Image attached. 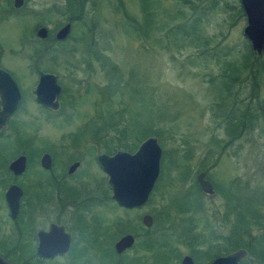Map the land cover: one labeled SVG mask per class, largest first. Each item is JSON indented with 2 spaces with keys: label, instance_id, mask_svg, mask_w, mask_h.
I'll return each instance as SVG.
<instances>
[{
  "label": "rangeland",
  "instance_id": "374dc122",
  "mask_svg": "<svg viewBox=\"0 0 264 264\" xmlns=\"http://www.w3.org/2000/svg\"><path fill=\"white\" fill-rule=\"evenodd\" d=\"M11 1L0 0V68L19 89L20 100L8 119L21 128L31 151L12 142L13 126L6 121L0 128L1 167L7 161V168L12 158L23 154L26 168L19 181L26 185L27 179L48 174L38 164L40 153L46 151L53 172L77 159L79 165L70 180L84 185L102 182L107 189L106 176L95 160L102 146L91 137L92 130L107 118L115 126L116 119L121 126L138 123L137 132L146 123L156 131L161 149L158 176L142 206L123 210L112 203H92L84 216L98 215L95 231L99 236L84 235L82 248L65 258L34 257L38 264H74L77 260L76 264H107L114 221L126 216L137 233H143L137 229L143 213L152 217L149 227L141 224L149 230L146 237L165 240L179 254L172 264H180L184 254L192 257L193 264H207L205 258L193 259V249L183 238L196 236L204 241L201 249L222 246L232 221L222 190L233 197L234 212L255 210L264 223V70L260 68L264 69V55L257 57L250 51L242 33L244 17L236 13L239 0H82L81 20H73L65 11L66 0L28 2L18 13L9 9L13 8ZM43 3L49 10L43 22L51 32L49 53L35 59L42 48L31 35V25L38 22L24 14L40 9ZM67 21V37L55 40L54 31ZM243 61L252 63L254 76H246L245 82L233 81L226 91L220 73L226 64ZM34 62L37 68L53 73L61 87L55 110L36 102ZM107 68L114 72L107 73ZM221 97L222 107L217 108ZM246 104L249 120L229 134L230 121L237 125ZM145 108L148 117L143 118ZM107 132L113 135L114 130ZM128 135L119 140L130 144L135 137ZM199 171L210 182L211 194L201 192L195 178ZM6 185H0V191ZM14 225L0 195V239L14 233L11 246L24 241ZM184 227L190 230L188 234ZM259 230L256 225L250 229L252 234ZM131 234L133 244L119 254L113 250L116 258H121L120 264L136 257L149 261L151 251L137 246L144 236ZM242 260L261 264L247 251Z\"/></svg>",
  "mask_w": 264,
  "mask_h": 264
},
{
  "label": "water",
  "instance_id": "95a60500",
  "mask_svg": "<svg viewBox=\"0 0 264 264\" xmlns=\"http://www.w3.org/2000/svg\"><path fill=\"white\" fill-rule=\"evenodd\" d=\"M245 25L242 33L249 42L250 51L254 56L264 52V0H239ZM21 0H13L12 5L18 7ZM69 31V23L62 25L55 33V38L64 39ZM46 30L39 28L38 37H45ZM264 65V59L262 61ZM37 82L34 87V96L44 107L55 110L58 107V95L60 86L56 76L52 73L37 72ZM20 100V92L13 78L0 68V128L5 124L7 117L16 108ZM161 149L155 135H149L141 140L134 151L128 152L116 149L112 154L100 152L96 155V162L107 175L111 193L110 198L125 208H139L148 199L159 172ZM51 160L50 155L44 152L39 164L48 169ZM78 165V161L72 162L67 172H72ZM7 169L18 175L25 169V156L17 155L7 164ZM197 184L201 192L212 193L210 182L204 178V173L199 171L196 176ZM21 189L14 183L9 184L4 191V200L9 210V216L14 218L18 209V199ZM152 217L149 213L140 216V222L144 227H149ZM37 244L35 253L47 258L66 251L68 242L62 248V229L54 224L48 231L36 232ZM134 242L131 233L121 234L113 243L116 254L129 248ZM246 251L237 248L222 255L213 257L207 264H240ZM0 264H12L0 254ZM180 264H193L192 257L184 254L180 258Z\"/></svg>",
  "mask_w": 264,
  "mask_h": 264
},
{
  "label": "trees",
  "instance_id": "16d2710c",
  "mask_svg": "<svg viewBox=\"0 0 264 264\" xmlns=\"http://www.w3.org/2000/svg\"><path fill=\"white\" fill-rule=\"evenodd\" d=\"M82 0H66V5H65V11L70 13V17L73 20H81L82 16ZM142 6V2H141ZM140 6V7H141ZM143 7V6H142ZM123 12V10H122ZM242 13L241 7L239 6V9H237L236 13L238 14ZM124 16L126 18H129L125 12H123ZM236 14V15H237ZM194 23V22H193ZM199 44H205L198 42ZM198 56V55H197ZM200 56V55H199ZM96 56H94L95 59ZM251 65L252 63H247L243 61L240 64L233 63L232 65L226 64L225 69L222 70L220 73V77L222 78V81L224 82L223 86L226 89V91H229V88L227 87L232 85L233 81H243L245 82L247 80L246 76H254V73L252 74L251 72ZM112 68V67H111ZM246 68L248 73H246ZM262 70V66H260ZM108 72L107 73H113L114 71L110 68H107ZM245 71V72H244ZM241 75V78H240ZM243 75V77H242ZM219 77V78H220ZM251 82L253 84L254 80L251 78ZM256 85V84H255ZM64 89V87H62ZM222 97L220 98L221 103L217 102L215 104V107H222ZM38 102V101H36ZM146 109V108H145ZM247 109H249L248 104H246L244 110L242 113H240L237 116V125H233L230 121L229 124V134H234L236 131L239 130V126H241L244 121L249 120L248 116L249 114L247 113ZM148 110L146 109L143 118L148 117ZM225 111L222 110V113ZM227 115V112L226 114ZM112 116V115H111ZM110 119V118H109ZM234 119V118H233ZM7 123L11 124L10 120L7 118L6 119ZM118 125L115 126V122L111 123L110 120H108L105 123H102L101 126L96 127L94 130L91 132V137L92 139L96 140L97 143H99L102 146V151L107 154H111L115 149L117 148H122L124 150H127L129 152H132L138 143L143 140L146 136L148 135H157L156 131L150 129L147 127L146 123L143 125L144 127L140 131L138 130V123L131 124V125H126L123 123L121 126V123H119L120 119H116ZM6 123V122H5ZM13 123V122H12ZM12 125V124H11ZM13 127L11 130L14 133L12 142H17L18 145L23 146L25 145V149L27 151L29 150V146L26 143V138H22V133H21V128L17 125V123H13ZM109 127L110 129H107ZM107 129V130H105ZM108 130H114L112 133L113 135H110ZM128 130H132L130 134L134 136V140L128 144L126 142H121L119 140L120 138H126L128 135ZM129 134V135H130ZM128 135V136H129ZM15 138L17 141H15ZM30 136H28V139ZM24 142V143H23ZM22 152V150H21ZM14 154V151L12 152ZM77 158V157H75ZM6 163L7 161L3 162L2 168H3V186L7 184L8 181L15 182L16 178L11 175L10 171L6 168ZM109 193V188L106 191V194L108 195ZM224 201H225V208L227 210V213L230 212L232 213V221H231V226L230 229L227 233L226 236H224L221 240L223 241L222 246H210L207 245L204 249H201L199 245L203 243L201 240L199 241L196 236L189 237L186 235L183 239L188 243V245L191 246L193 249L191 252V255L193 256L194 260L198 259H203L205 258L208 261H210L213 257L221 254H225L231 250H234L236 248H244L247 251L248 256H251L253 258H256L261 264H264V223H260L261 215L260 213L256 212L255 210H250V209H245L244 211H237L234 212V206L232 204V196L226 191L222 190L220 191ZM116 207H119L123 210H130L133 208H125L117 204L116 202L114 203ZM227 213H224L222 218L224 219L227 216ZM153 218L156 219V215L153 213ZM22 216V215H21ZM17 217L16 219L22 220V218ZM27 221H24L22 224V229L19 230L21 240L23 239L19 245L11 246L13 244L15 238V234L12 235H6L2 239H0V254L6 258L8 261H10L12 264H38V261H36L35 258H40L38 255H36L33 251L32 248L28 246L27 239L29 240L30 234H27V229L25 226ZM22 223V222H21ZM29 225V224H28ZM137 229H140V232L143 231V233H137L135 229V225L132 223V220L128 219L126 216H123L122 218H118L114 221V230L112 231L113 233V238L110 241L108 251L111 254V259L110 262L107 264H120V257L116 258V255L113 251V248L111 246V243L113 242V239L118 237L119 235L123 233H133L137 237H143V241L138 243L137 246H140V248L150 250L151 251V257L150 260H146L143 257H136V258H130L127 259L126 261H122L121 264H172V260H177L179 258V254H177L174 250L173 247L170 246V243L166 242L165 240L163 241H154L153 239L146 237L147 233L149 230L143 228L141 226V223H137ZM253 225L259 226L260 230L257 234H252L250 231L251 227ZM25 228V229H24ZM187 227H184L183 232L187 230ZM94 231L96 229H93ZM190 230L185 231L186 234H188ZM94 236H99V233L95 231ZM93 236V237H94ZM217 238V237H216ZM156 244V245H155ZM199 247V248H198ZM77 251V250H76ZM73 252V251H71ZM70 252V253H71ZM33 257V259H31ZM82 257V255H81ZM78 258V256H77ZM80 259V258H79ZM32 260V261H30ZM50 260V259H49ZM42 261V260H41ZM78 261V260H77ZM76 261V262H77ZM76 262L74 264H76ZM62 264V263H60ZM240 264H245L243 260L240 261Z\"/></svg>",
  "mask_w": 264,
  "mask_h": 264
},
{
  "label": "flooded vegetation",
  "instance_id": "af4514ba",
  "mask_svg": "<svg viewBox=\"0 0 264 264\" xmlns=\"http://www.w3.org/2000/svg\"><path fill=\"white\" fill-rule=\"evenodd\" d=\"M12 2L13 0L11 1V5H12ZM28 2H32V5H34L36 3L41 2V0H21V4L18 7H14L12 5L13 8L12 9L9 8V9L18 13L19 12L18 10L22 8V6L24 4H27ZM42 5L43 6L40 9L29 10V13H27V15L24 14V16L26 17L30 16V17L36 18V22H38L33 26L31 25V35L34 41L42 48V50H39L38 52H36L35 59L40 58L41 56H44L49 53V51L47 50L48 49L47 41H48V38L51 32H48L47 28L45 27L43 23L46 21V17L49 14V10L47 8V4L43 3ZM242 15L244 17L243 11H242ZM244 20H245V17H244ZM67 22L69 23V31H70V22L69 21ZM65 23H63L62 25H64ZM62 25H60V27ZM39 28H43L46 30L45 37H38L36 35V32ZM59 28H57L54 31L53 37L57 41H62L67 37L68 34L66 35L64 39H60V40L56 39L55 33ZM263 55H264V52H262L261 55L259 56H263ZM262 59H264V56L262 57ZM33 66L35 68V73H36V82H37V76H38L37 72L39 70L42 72L50 73L46 71L45 68H42V67L37 68V65L35 62ZM36 82H35V85H36ZM34 87H33V92H34ZM60 92H61V87H60ZM37 103H39V105L42 106L43 108L47 109V107H44L40 102H37ZM44 152L46 151H43L40 153L38 157V164H39V159ZM25 160H26V157H25ZM50 160L52 162L51 156H50ZM95 160H96V156H95ZM75 161H78V165H79V160L72 158L71 162H69L65 168L63 167V164H62V168L61 170H59V172H53L50 169L51 163L48 169L42 168L39 164V166L43 170L47 171L48 174L45 175L43 178L27 179L26 185L23 184V182L19 181L21 176L24 174L25 169L18 175H13L10 172L11 175L16 178V180L15 182H10L9 184L14 183L21 189V195L18 199V209H17L16 216L14 218H11L9 216V210L4 200V191H0V195L3 198L7 214L9 216L10 221L15 224L14 225L15 229L17 228L21 230L23 222L27 221L26 222L27 225L25 226V228L27 229L26 233L30 234V238L29 240L27 239V242L29 241L28 246L32 248L34 252H35V248L37 244L36 232L38 230L48 231L49 226L51 224L61 227L62 229V248L65 245V241L68 242L66 251L62 254H56V255H53L47 258H44L38 255L41 259H45V260L55 259L58 257L65 258L71 251L80 250L85 243V240H83L84 235L93 237L95 233L93 229H95V226L98 223L97 214L96 215L90 214L88 217L84 216L86 210L89 209V207L94 202H102L105 204L115 203V201L110 198L111 189L107 181V175L103 171L102 172L106 176L105 182L107 185L106 184L105 185L106 187L108 186L109 188L108 195L106 194V191L108 188L106 189L102 182H95L94 184L84 185L81 182H77L76 180H74L76 182H73L72 180H70L72 173L75 171L78 165L70 173L67 172V168L72 162H75ZM25 168H26V165H25ZM1 169L2 167L0 164V170ZM9 184H7L6 187ZM0 185L3 186V180L1 177H0ZM20 216L22 218L21 221L20 219L18 220L16 219L17 217H20ZM139 221H140V218H139ZM114 241L115 240H113L112 242V246H113Z\"/></svg>",
  "mask_w": 264,
  "mask_h": 264
}]
</instances>
